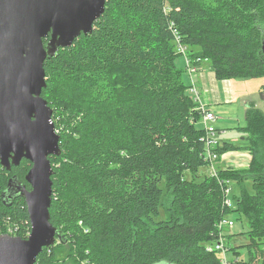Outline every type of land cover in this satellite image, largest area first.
Masks as SVG:
<instances>
[{
	"label": "trees",
	"instance_id": "obj_1",
	"mask_svg": "<svg viewBox=\"0 0 264 264\" xmlns=\"http://www.w3.org/2000/svg\"><path fill=\"white\" fill-rule=\"evenodd\" d=\"M180 49L220 79H264V0H106L92 32L46 59L42 95L61 147L50 156V220L61 237L35 264L48 257L62 264H224L208 246L223 236L218 223L233 210L224 204V182L235 177L242 194L234 210L248 220L249 257L230 264H264V174L254 175L249 193L247 178L231 166L200 173L207 142L176 64ZM246 119V150L263 167L264 111L251 105ZM235 148L225 141L215 151ZM31 166L25 158L11 170L0 165V231L18 220L26 227L17 235L28 236L25 199L8 206L2 192L13 175L27 183ZM240 246L225 245L238 256Z\"/></svg>",
	"mask_w": 264,
	"mask_h": 264
},
{
	"label": "water",
	"instance_id": "obj_2",
	"mask_svg": "<svg viewBox=\"0 0 264 264\" xmlns=\"http://www.w3.org/2000/svg\"><path fill=\"white\" fill-rule=\"evenodd\" d=\"M105 5L106 0H0V165L11 170L24 158L32 164L25 175L29 187L13 175L2 192L8 206L25 199L31 233H0V264H35L43 248L61 237L50 220V156H59L61 147L54 110L42 95L44 63L92 32Z\"/></svg>",
	"mask_w": 264,
	"mask_h": 264
},
{
	"label": "rangeland",
	"instance_id": "obj_3",
	"mask_svg": "<svg viewBox=\"0 0 264 264\" xmlns=\"http://www.w3.org/2000/svg\"><path fill=\"white\" fill-rule=\"evenodd\" d=\"M179 48V47H177ZM198 46H193L191 49L197 51ZM190 49V50H191ZM188 51V48L186 49ZM176 64L178 67L182 68L184 70L183 73V79L185 82V85L188 87L189 92L192 91L194 94L195 101H199L200 96V88L198 87L197 83V72L200 70H213L211 65L209 63L204 65H198L199 63H196L188 56V53H186L185 50L182 51V55L179 56L176 59ZM214 71V70H213ZM215 72V71H214ZM237 78V80H236ZM241 78V79H240ZM220 79V78H219ZM224 79H232V78H224ZM234 80L239 82L233 83L234 88L241 92L242 94L248 96H253V101H257L256 107L264 111V100L261 99L260 96V90L261 86L264 83V79L262 77H253V78H245L242 79V77H234ZM200 90V91H199ZM192 95V93L190 92ZM239 102L237 103H229L225 105H220L217 107V113L220 116L219 119L215 115V120L212 121V124L215 127L216 133V139L220 141L222 144L225 141H231L234 144H236L235 149H229L226 152H223L222 154H219L218 152V158L216 161L209 162L207 165L203 166L200 169L201 174H206L209 172L211 168L214 166L215 168H219L220 166H224L225 168L229 167V165L235 169L238 170L237 173L243 174L247 179H244V185L246 187V190L249 193H252L254 191V182L253 177L254 175L258 174H264V166H260L257 164L256 166L252 165V161L254 159V155L250 150H246V145L248 144V138L250 137V132L247 128L248 122L246 119L245 114V104L241 101V98H239ZM206 107L205 105H200V107ZM220 109V110H219ZM219 110V111H218ZM222 118V119H221ZM200 124H204V120L202 119V115L199 118ZM219 120L217 124H215L216 120ZM233 164V165H232ZM230 168V167H229ZM187 176L189 175V172L186 173ZM227 179V178H226ZM236 180H229L230 181V192H227L228 198L231 200V206L232 211H229L225 214L224 219L228 221H233L234 224L231 225V223L225 224L222 234L224 236L223 244L229 245V246H240V258L243 261L248 260V249L245 246L249 242V236L246 233V230L248 229V220L245 217V215L239 211H235L234 208L237 207V197L242 194L241 186L237 180H239V177H235ZM171 197L168 195L166 198H163V205L161 206V216L164 217V209L165 206L169 205ZM226 222V223H227ZM20 224L18 220L13 221L12 225L9 227L11 231L13 228H15V225ZM23 227H26V225H22L17 227L18 229L15 230L14 234L22 233ZM24 233H28V229L24 228ZM8 231V227L2 228L0 233H4ZM220 235V236H221ZM231 235V236H230ZM28 237V236H27ZM222 237V236H221ZM25 238V237H24ZM60 241L57 238L56 244H58ZM226 259L228 262H230L232 259L239 257L238 254H235L233 251H229L228 249L224 252ZM51 259V257H48V264H53L55 262ZM55 264H62L61 262ZM68 264V263H67ZM69 264H71L69 262ZM242 264V263H238Z\"/></svg>",
	"mask_w": 264,
	"mask_h": 264
},
{
	"label": "crops",
	"instance_id": "obj_4",
	"mask_svg": "<svg viewBox=\"0 0 264 264\" xmlns=\"http://www.w3.org/2000/svg\"><path fill=\"white\" fill-rule=\"evenodd\" d=\"M202 65H204V63ZM196 79H197L198 87L201 90V91L199 90L201 93L199 96V101H196L198 105L197 108L200 107L201 104L205 105L208 110L216 114L218 119L220 116L218 115L219 113H217V107L220 105L237 103L240 100L239 98H241V101L245 104V114H246L247 109L251 105L256 106L257 104L256 103L257 101L252 100L254 99L253 96L247 97L246 95L242 94L241 92H238L234 88L233 83H238V86L240 84L239 82L235 81L234 78L219 79L213 70L203 69L197 72ZM190 92L192 93V97L194 98L193 92L192 91ZM218 119L216 120L215 124H217V122L219 121Z\"/></svg>",
	"mask_w": 264,
	"mask_h": 264
},
{
	"label": "built area",
	"instance_id": "obj_5",
	"mask_svg": "<svg viewBox=\"0 0 264 264\" xmlns=\"http://www.w3.org/2000/svg\"><path fill=\"white\" fill-rule=\"evenodd\" d=\"M184 49H180V51H183ZM198 109L201 111V115H202V119L204 120V124H203V128L205 130V135H204V139L206 140L207 142V149H206V159H207V162H212V161H216V159L218 158V153L216 150V148L220 145V141L216 139V131H215V127L214 125L212 124V121L215 120V115L212 111L208 110L206 107L202 106V107H198ZM230 166V165H229ZM210 174L212 175H217V169L213 166L210 170ZM225 187L223 188V193H224V204L226 207L230 208L231 206V200L228 198V195H227V192H230L231 190V187H230V181L229 180H226L225 182ZM227 191V192H226ZM227 221L222 218L219 223H218V226H219V229H221V233H222V230L225 226V224H228L231 223V225L234 224L233 221ZM16 227L13 228L12 230H17L20 226V224L18 225H15ZM10 225H8V231L7 232H4V233H10L12 235H15V236H19L17 234H14L13 232L14 231H11V229L9 228ZM28 229V236L30 235L31 233V226L30 227H27ZM223 239H224V236L220 237L218 239V242H214L212 243V245L208 246L209 247V250L213 251V250H218L222 253V260H223V263L224 264H230V262H228V260L226 259V256L224 254L225 250H226V247L225 245L223 244ZM237 260L238 262L242 261L240 256L237 257Z\"/></svg>",
	"mask_w": 264,
	"mask_h": 264
}]
</instances>
